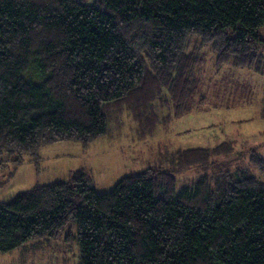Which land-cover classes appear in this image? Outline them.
<instances>
[{
	"label": "trees",
	"instance_id": "obj_1",
	"mask_svg": "<svg viewBox=\"0 0 264 264\" xmlns=\"http://www.w3.org/2000/svg\"><path fill=\"white\" fill-rule=\"evenodd\" d=\"M263 26L264 0H0V164L30 155L37 167L44 147L112 138L126 115L139 141L155 137L206 101L192 40L218 69L260 71ZM231 153L179 151L180 169L205 170L181 190L153 168L105 194L85 169L36 185L0 201V254L75 222L79 264H264V161L263 179L207 171Z\"/></svg>",
	"mask_w": 264,
	"mask_h": 264
},
{
	"label": "rangeland",
	"instance_id": "obj_2",
	"mask_svg": "<svg viewBox=\"0 0 264 264\" xmlns=\"http://www.w3.org/2000/svg\"><path fill=\"white\" fill-rule=\"evenodd\" d=\"M260 38L264 41V26ZM192 46L199 48L201 55L196 53L202 62L193 78L199 80L198 95L206 97L193 114L160 128L155 137L145 141L138 140L135 125L126 115L120 130L109 126L112 138L102 137L87 148L64 142L42 149L37 167L30 155L20 166L0 164V201H10L36 185L68 180L69 172L79 169L91 173L98 194L111 192L122 178L149 168L172 172L181 190L197 182L204 169H180L178 152L214 149L222 144L231 146L232 153L214 156L216 165L207 168L210 174L246 170L263 179L254 157L264 161V46L260 47V71L257 67L243 70L230 65L218 69L210 47H200L197 38ZM76 235L77 225L71 222L56 240H35L14 252L0 254V264H79Z\"/></svg>",
	"mask_w": 264,
	"mask_h": 264
},
{
	"label": "crops",
	"instance_id": "obj_3",
	"mask_svg": "<svg viewBox=\"0 0 264 264\" xmlns=\"http://www.w3.org/2000/svg\"><path fill=\"white\" fill-rule=\"evenodd\" d=\"M97 141H98V140H97ZM94 143H95V142H94ZM92 144H93V143H92ZM92 144H90V145H92ZM90 145H89V146H90ZM83 147H84V146H83ZM84 148H85V147H84ZM86 148H87V147H86ZM42 149H45V147H44V148H42ZM42 149H41V150H42ZM40 152H41V151H40ZM79 170H81V169H79ZM85 170H86V169H85ZM73 172H74V171H72V172H69V174L71 175V173H73ZM70 175H69V176H70ZM69 178H70V177H69ZM69 178H68V179H69ZM64 181H66V180H64Z\"/></svg>",
	"mask_w": 264,
	"mask_h": 264
}]
</instances>
